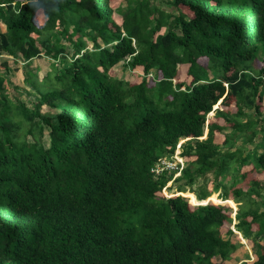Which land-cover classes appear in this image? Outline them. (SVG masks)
Segmentation results:
<instances>
[{
	"label": "trees",
	"instance_id": "1",
	"mask_svg": "<svg viewBox=\"0 0 264 264\" xmlns=\"http://www.w3.org/2000/svg\"><path fill=\"white\" fill-rule=\"evenodd\" d=\"M0 24V57L51 62L30 108L0 62V264H224L235 232L264 264V0H0Z\"/></svg>",
	"mask_w": 264,
	"mask_h": 264
},
{
	"label": "rangeland",
	"instance_id": "2",
	"mask_svg": "<svg viewBox=\"0 0 264 264\" xmlns=\"http://www.w3.org/2000/svg\"><path fill=\"white\" fill-rule=\"evenodd\" d=\"M2 28V26H0V29ZM1 60H7L8 62V69L9 72L6 73V75H9V81L5 82L6 88H7V94L8 97L11 98L13 100V97H17V101H16V106H18L19 104H23L26 107L30 108L34 102V94L32 92H29L30 89L28 88V86L26 84H24L23 79L24 76H26L28 73H31V71L36 68L38 70L37 75L39 78H41L48 70H49V63L50 60H48L46 57H42L40 59H34L33 61H31L29 63V67L26 68L24 67V65H22L21 63H18L17 61H15L12 58H8V57H0V62ZM257 67L261 66V63L258 62ZM3 71V70H2ZM113 77L117 78V79H121L124 81H131L133 79H135V72H130L128 71L127 68H125L123 66L122 63L117 64L116 66L113 67ZM184 74L181 73L180 79L183 80L184 79ZM185 81V80H184ZM13 86H15L16 88L14 89ZM218 107V106H217ZM216 107V108H217ZM213 108V109H216ZM261 115L264 116V98L262 100V107H261ZM42 112H52L51 109L47 108V107H43L42 108ZM248 113H252V110H250ZM213 113H210L208 115V117L212 116ZM206 129H204V134L203 136L199 139L202 140L205 138L206 135ZM230 132V129H226L222 132V134H220L218 136V142L221 143L223 141V137L224 135L228 134ZM28 141H30L31 139L28 137L27 138ZM44 140H46V136L44 137ZM243 139V135H239L236 136L234 139H232L227 145V148H233L235 145H240ZM186 141V139L180 140L179 144H180V148L179 151L181 152V146L183 145V143ZM225 147V148H226ZM176 162V161H175ZM187 165V163L184 162L183 160V168ZM182 168V169H183ZM181 176V172L180 174L177 172L174 177L172 178V180L174 178H179ZM209 181L211 180V176L208 175L207 176ZM259 179L262 181V176L259 177ZM179 182L176 181H169L165 187L161 190V195L164 197H170L172 195H174V193L176 192V185ZM200 183V180H199ZM208 187L210 186V183L207 184ZM187 194H190L193 198L194 196L191 193L186 192ZM178 194H185V193H178ZM217 197V194H214ZM182 196V195H181ZM184 197V196H182ZM187 199V198H186ZM194 200L196 201V199L194 198ZM189 201V200H188ZM205 202H209L204 200ZM232 202V201H231ZM212 204H214L211 201ZM216 204V203H215ZM193 205V204H192ZM219 205H225L226 207H228L229 209V213H230V217L233 219V222L231 225L228 226L229 229H231L233 232L234 231V214L237 211V206L232 202V205L230 206L229 204L223 203V204H219ZM254 229V228H253ZM233 241L238 242L240 244V247L234 252L232 259L230 261H226L224 264H250L252 260H254V253L252 251V243H250L247 240H243L241 235L239 233H234L233 237H232Z\"/></svg>",
	"mask_w": 264,
	"mask_h": 264
},
{
	"label": "built area",
	"instance_id": "3",
	"mask_svg": "<svg viewBox=\"0 0 264 264\" xmlns=\"http://www.w3.org/2000/svg\"><path fill=\"white\" fill-rule=\"evenodd\" d=\"M179 148L180 144L178 142L172 156H170L169 158L163 157L157 160V162L150 170L151 174L154 177H158L163 172L173 173L172 178L177 172L180 174L183 168V159L180 156Z\"/></svg>",
	"mask_w": 264,
	"mask_h": 264
},
{
	"label": "bare ground",
	"instance_id": "4",
	"mask_svg": "<svg viewBox=\"0 0 264 264\" xmlns=\"http://www.w3.org/2000/svg\"><path fill=\"white\" fill-rule=\"evenodd\" d=\"M181 195L186 197V198H188L189 203L193 204V205H195V204H206L207 203V202L206 203H202L203 201H201L200 203H198V202L196 203L194 198L190 194H187V193L181 194ZM206 201H212L214 204L215 203L216 204L226 203V204H229L230 206L232 205V202L230 200L222 201V200H219L215 195H211Z\"/></svg>",
	"mask_w": 264,
	"mask_h": 264
},
{
	"label": "crops",
	"instance_id": "5",
	"mask_svg": "<svg viewBox=\"0 0 264 264\" xmlns=\"http://www.w3.org/2000/svg\"><path fill=\"white\" fill-rule=\"evenodd\" d=\"M0 26H2V28L0 29V31H3V25H2V24H0ZM1 57H4V56H1Z\"/></svg>",
	"mask_w": 264,
	"mask_h": 264
},
{
	"label": "water",
	"instance_id": "6",
	"mask_svg": "<svg viewBox=\"0 0 264 264\" xmlns=\"http://www.w3.org/2000/svg\"><path fill=\"white\" fill-rule=\"evenodd\" d=\"M195 205H201V204H195Z\"/></svg>",
	"mask_w": 264,
	"mask_h": 264
}]
</instances>
